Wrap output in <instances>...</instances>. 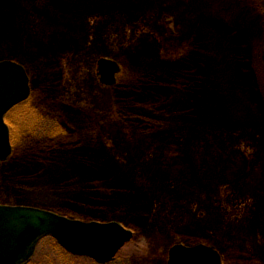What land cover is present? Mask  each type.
<instances>
[{
	"label": "rangeland",
	"instance_id": "374dc122",
	"mask_svg": "<svg viewBox=\"0 0 264 264\" xmlns=\"http://www.w3.org/2000/svg\"><path fill=\"white\" fill-rule=\"evenodd\" d=\"M248 2L3 0V34L10 41L0 45V59L15 57L25 66L34 98H40L41 105L49 109L44 113L43 125L35 129L34 138L48 142L34 159L43 168L44 180L32 173V157L17 161L12 156L1 164L9 165L8 171L0 165V191L6 203L57 212L69 210L67 205L81 195L88 183L83 181L82 186L73 182L61 189L58 181L76 170L82 149L101 150V155L119 160L128 172V181L139 187L131 194L133 203L152 210L149 222L113 264H167L169 250L181 242L180 230H185V236L205 234L199 243L216 248L227 256L228 264L236 263L240 254L249 259L256 256L264 264V136L254 132L234 142L221 134L208 136L201 128H187L183 122L170 124V128L181 126V130L165 138L135 135L116 118L113 90L100 84L97 68L101 59L115 60L122 67L118 82L134 83L142 73L155 76L181 68L183 56L197 46L203 56L198 59L201 62L197 63V73L210 70L208 76L198 78L207 85L212 83L218 97H231L229 112L239 123L244 108L234 94L236 44L222 30L228 26L255 34L257 26L251 24ZM117 5L128 9H116ZM71 34L78 38L73 42L81 43L62 54L63 51L54 52L63 40L65 46L71 45ZM41 44L44 52H39ZM168 92H172L171 100L184 96L175 88ZM52 106L65 113L66 127L77 134L76 139L61 141L55 135L53 126L59 116L50 111ZM20 109L8 117L14 139L20 131L29 133L32 127L25 123L31 111L21 113L17 111ZM227 147L245 157L246 169L236 183L223 186L216 177L222 174L219 157ZM176 154L189 160L192 168L186 183L164 168L172 164ZM97 184L102 187L97 194L106 191L103 183ZM196 228L200 231L196 232ZM46 256L58 260L49 240L39 245L32 261ZM75 264L95 263L79 258Z\"/></svg>",
	"mask_w": 264,
	"mask_h": 264
},
{
	"label": "trees",
	"instance_id": "16d2710c",
	"mask_svg": "<svg viewBox=\"0 0 264 264\" xmlns=\"http://www.w3.org/2000/svg\"><path fill=\"white\" fill-rule=\"evenodd\" d=\"M2 2L3 0H0V7ZM248 4L250 5L251 24H256L257 26L255 34L251 32L250 34H246L237 28L228 26L222 30V33L229 36L236 44V54L234 57L236 82L234 83V94L237 95L238 102L244 108V111L241 110L243 113L241 122L236 123L229 112L231 97L229 95L223 98L218 97L212 89L214 88L212 83L207 85L205 82L202 83L198 78L208 76L210 70L203 69L202 73H199V71L197 73V63L201 62L198 59H203V56L199 54L201 53V48L197 46H193L189 50L191 52L186 57L183 56L181 68L178 67L177 69H172L155 76L142 73L141 77L134 83L130 80L121 84L119 82L112 89L116 118L124 123V126L135 135L150 138H165L170 134H176L181 130V126L170 128V124L177 122L188 124L187 128H201L208 136L221 134L230 137L234 139L231 140L234 142H237L244 134L258 133L264 136V81L262 79V75H264V0H249ZM126 7L128 6L117 5L116 9H128ZM4 24H6V21H4V16L0 14V45L4 44L5 41V44L10 41L3 34ZM70 32L72 33V31ZM4 36L5 39H3ZM70 38L72 39L71 45L65 46L66 44L63 40L60 43L62 48L58 44L56 49H53L54 52L63 51L61 52L62 54L69 49H74L75 47L73 46H76L78 41L73 42V40L78 38H75L72 34ZM80 43L81 40H79L78 45ZM41 45L38 48L39 52H44V45ZM259 58H262V60L258 61ZM6 59L15 61V57L6 56ZM1 60L4 59L1 58ZM202 63L207 67L205 62ZM171 88H175L177 92L184 96L182 98L174 97L171 100L172 92H168ZM183 91L186 93H183ZM33 94L28 102L19 106L22 110H17L21 113L31 111V114L25 117V123L32 125V127L29 133H25L24 130L20 131L19 137L17 138L16 136V139L12 135L14 146L13 159L20 161L24 158L30 159L29 157H32L31 168L34 170L32 173L35 177L37 176L36 178L44 180L43 174L41 175L43 168L41 167L40 169L37 161L34 163V159L37 154L43 151L44 145L47 146L48 142L44 143V140L37 141L34 138L36 136L35 129H38L39 124L43 125L44 113L49 109H45V104L42 106L43 102L41 103V99L38 97L34 98L35 94L34 96ZM52 101L58 106V102L54 98ZM57 106H52L53 110H50L55 111L59 116L53 126L55 135L59 136L61 141L76 139L77 134L66 127L64 122L65 116H63L65 113L57 108ZM29 119H31V122ZM7 121L12 131H14L13 124L9 118ZM33 130L35 134L32 133ZM100 151L92 150V148L81 150L82 153H80V157L75 163L76 170L71 173V176L63 175L62 181H58L57 187L61 189L63 187L67 188L66 186L71 185V183L73 184V182L77 183V185L82 184L83 186V181H87L88 184L82 188L81 195L78 194L77 199L67 205L70 207L69 210L52 211L67 218L85 222L118 221L137 234L149 222L152 210L147 208L148 211H146L141 205H138L136 202L133 203L134 200H132L133 196L131 194L136 193L135 191L139 187L128 181V172L122 168L119 160L111 156L106 157L105 155H101ZM176 156L172 158V164L164 168L174 178H177L176 180L186 183L188 182L192 168L189 160L181 157L180 154H176ZM219 160L221 161L223 171L216 178L221 185L234 184L245 173L246 159L239 151L227 147L221 153ZM1 166L3 171H8L9 165ZM95 169L97 170L96 172L94 171ZM114 169L119 170V173L117 174ZM87 175L88 178H86ZM1 176L0 180L2 181ZM97 183H103L106 191H99L100 194H97L96 192L102 188ZM85 191L86 193L84 194ZM1 194L0 191V204L8 205ZM184 231L180 230V243L185 245L193 246L199 244L200 240L205 239V234L203 236L196 234L185 236ZM199 231L196 228V232ZM47 240L53 243V249L56 251L57 259L60 262L55 259L51 260L52 258L46 256L44 260H34L29 264H75L78 258L67 254L54 240L46 239L44 241ZM226 258L227 256H224V264H228ZM234 264H262V262L256 256H250L249 259L248 256L240 254Z\"/></svg>",
	"mask_w": 264,
	"mask_h": 264
},
{
	"label": "water",
	"instance_id": "95a60500",
	"mask_svg": "<svg viewBox=\"0 0 264 264\" xmlns=\"http://www.w3.org/2000/svg\"><path fill=\"white\" fill-rule=\"evenodd\" d=\"M101 83L112 87L119 65L108 59L98 62ZM31 82L25 68L13 61L0 62V161L12 154L7 114L29 99ZM51 237L68 253L90 258L97 264L112 263L134 238V233L117 222L85 223L53 212L22 206H0V264H26L35 255L42 239ZM168 264H223L211 247L175 245Z\"/></svg>",
	"mask_w": 264,
	"mask_h": 264
}]
</instances>
